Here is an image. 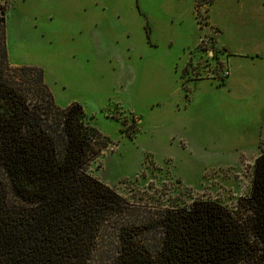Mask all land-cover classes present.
Segmentation results:
<instances>
[{
    "label": "rangeland",
    "instance_id": "obj_1",
    "mask_svg": "<svg viewBox=\"0 0 264 264\" xmlns=\"http://www.w3.org/2000/svg\"><path fill=\"white\" fill-rule=\"evenodd\" d=\"M206 3L5 0L7 68L39 67L53 102L78 103L106 137L87 171L137 205L131 221L142 226L133 230L146 243L156 241L162 214L182 206H211L243 230L252 212L264 64L248 54L264 36V0ZM245 234L251 251L228 264H257V242Z\"/></svg>",
    "mask_w": 264,
    "mask_h": 264
},
{
    "label": "trees",
    "instance_id": "obj_2",
    "mask_svg": "<svg viewBox=\"0 0 264 264\" xmlns=\"http://www.w3.org/2000/svg\"><path fill=\"white\" fill-rule=\"evenodd\" d=\"M4 4L0 0V264H228L251 251L246 230L257 242L255 262L264 264V146L257 141L249 163L252 212L245 230L211 206H182L176 215L162 214L156 241L146 243L145 232L133 230L142 226L131 221L137 205L87 171L106 137L86 122L78 103L53 102L39 67L7 68ZM106 233L112 240L104 243ZM129 235L136 239L125 241Z\"/></svg>",
    "mask_w": 264,
    "mask_h": 264
},
{
    "label": "crops",
    "instance_id": "obj_3",
    "mask_svg": "<svg viewBox=\"0 0 264 264\" xmlns=\"http://www.w3.org/2000/svg\"><path fill=\"white\" fill-rule=\"evenodd\" d=\"M192 2H193V0H192ZM209 2H210V0H209ZM209 2L208 3H206V4H209ZM237 2V1H236ZM204 12H205V17H206V7H205V10H204ZM250 18V17H249ZM255 18H256V16H255ZM252 19V18H251ZM263 19V18H262ZM228 20H229V22L232 24L231 25V28H229V30L230 29H233V30H235L236 32L234 33V35L235 34H237V13H233L232 14V16H228ZM255 22H257L256 20H255ZM210 26V25H209ZM217 31H215V33H216ZM262 39H258L257 40V42H255V44H254V46H256V48L253 50V52L251 53H243V54H248V55H250V56H252L251 54H253V56H254V58L253 59H255V58H258V59H260L261 57H262V63L261 64H264V36L263 37H261ZM225 47H227V48H229L228 47V45H225ZM258 47V48H257ZM264 124V123H263ZM263 124H261L260 126H262ZM260 126H258L257 127V129L256 130H258V128L260 127Z\"/></svg>",
    "mask_w": 264,
    "mask_h": 264
}]
</instances>
